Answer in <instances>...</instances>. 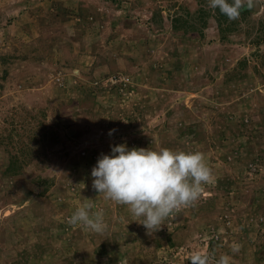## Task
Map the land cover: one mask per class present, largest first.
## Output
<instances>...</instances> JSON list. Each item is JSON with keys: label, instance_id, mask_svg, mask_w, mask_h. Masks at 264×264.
I'll use <instances>...</instances> for the list:
<instances>
[{"label": "rangeland", "instance_id": "1", "mask_svg": "<svg viewBox=\"0 0 264 264\" xmlns=\"http://www.w3.org/2000/svg\"><path fill=\"white\" fill-rule=\"evenodd\" d=\"M261 2L220 33L208 0H0V264H264ZM117 144L201 151L213 180L148 235L92 188ZM86 199L104 234L69 225Z\"/></svg>", "mask_w": 264, "mask_h": 264}, {"label": "clouds", "instance_id": "2", "mask_svg": "<svg viewBox=\"0 0 264 264\" xmlns=\"http://www.w3.org/2000/svg\"><path fill=\"white\" fill-rule=\"evenodd\" d=\"M261 0H208L210 9H219L229 20H238L241 10L253 8ZM115 129L109 131L111 136ZM92 188L105 201L126 206L134 221L142 224L148 235L160 230L165 221L183 209L194 207L205 185L213 180V171L201 151L160 147L129 148L127 144L111 146L110 154H101L91 170ZM85 187V185H84ZM87 200L68 219L71 226L104 234L107 230L102 210L93 211ZM240 250L233 243L232 253ZM190 264H232V256L204 249L193 250Z\"/></svg>", "mask_w": 264, "mask_h": 264}, {"label": "trees", "instance_id": "3", "mask_svg": "<svg viewBox=\"0 0 264 264\" xmlns=\"http://www.w3.org/2000/svg\"><path fill=\"white\" fill-rule=\"evenodd\" d=\"M207 11L209 12V9H207ZM213 11H214L213 14L215 15V16L214 15L213 16H214V18L216 20V23L218 25V29H219L220 33H222L224 30L226 32L231 31V30H235L233 27H231L232 25H235V21H230L229 23H226L228 21L227 16L221 14L219 9H215ZM248 11H250V10H248L247 8L242 9L241 10V14L245 15ZM197 13H199L200 19H202L201 25L202 26L206 25V19H204L203 14H208V13L202 7H199V9H197ZM245 61H246V59H242L238 64L240 66H242L243 64H245ZM16 157L17 156H15V155H11V157H10L11 158V164L9 166V170H11V167H15L16 164L14 162H16V159H15ZM42 184L45 186L44 189L42 190V193H44V191L49 186L48 185V180L47 179H43Z\"/></svg>", "mask_w": 264, "mask_h": 264}, {"label": "water", "instance_id": "4", "mask_svg": "<svg viewBox=\"0 0 264 264\" xmlns=\"http://www.w3.org/2000/svg\"><path fill=\"white\" fill-rule=\"evenodd\" d=\"M259 9V4H256V6L253 8V10Z\"/></svg>", "mask_w": 264, "mask_h": 264}]
</instances>
